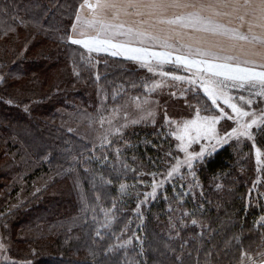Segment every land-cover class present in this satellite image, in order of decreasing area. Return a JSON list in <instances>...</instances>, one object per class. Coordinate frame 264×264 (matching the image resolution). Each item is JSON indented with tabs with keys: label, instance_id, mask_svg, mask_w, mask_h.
Listing matches in <instances>:
<instances>
[{
	"label": "trees",
	"instance_id": "obj_1",
	"mask_svg": "<svg viewBox=\"0 0 264 264\" xmlns=\"http://www.w3.org/2000/svg\"><path fill=\"white\" fill-rule=\"evenodd\" d=\"M81 1L0 0V75L5 76L0 83V179L5 191L21 173L12 156L18 146L35 160L48 148L55 151L48 165L73 166L82 188L64 169L60 180L14 212L2 232L11 243L10 259L30 264H240L242 253L256 256L264 228L257 226L255 210L246 214L241 195L253 176L246 156L239 159L229 146L223 148L197 172L204 196L169 185L137 215L150 174L158 177L175 162L167 153L179 156L174 138L159 126L140 125L102 147L57 127L55 108L85 103L89 93L81 82L85 77L78 80L73 72L77 48L53 36L70 31ZM106 68L112 72L103 78L107 87L134 77L131 69ZM257 142L264 148V137L257 135ZM221 175L223 189L215 192L212 182ZM178 210L197 223L187 221L188 227L168 231ZM74 218V224L62 227ZM44 224L59 230L24 238Z\"/></svg>",
	"mask_w": 264,
	"mask_h": 264
},
{
	"label": "rangeland",
	"instance_id": "obj_2",
	"mask_svg": "<svg viewBox=\"0 0 264 264\" xmlns=\"http://www.w3.org/2000/svg\"><path fill=\"white\" fill-rule=\"evenodd\" d=\"M84 2L81 1L79 4L76 14L79 12L81 15L87 16L90 15L87 8L81 9L80 5ZM187 3L194 4L195 7L189 8H177V7H168L161 12L154 14L150 19L145 16L143 19L149 20V23L140 25L137 23L141 19L136 15H121L120 19L127 24L133 25L135 27H142L146 31L152 32L154 34L160 35L162 37L171 36L172 42L176 43L177 46L182 42L184 44H190L192 46L199 47H212L215 50H223L229 53L239 52L241 48L245 50L254 49L256 51L264 50V46L257 44H250L246 42L233 41L229 38L221 35H216L211 32L198 31L194 28H180L175 25H168L166 23H160V19L172 18L175 15L192 12V11H201L203 15L211 16L214 20L228 24L230 27H239L240 22L235 18V15H224V13H231V9L223 7L217 3V0H186ZM201 5H204V8H201ZM211 5V7H208ZM129 11H134L129 9ZM219 12L220 15H216ZM109 13V18H110ZM76 17V15H75ZM75 17L73 23L75 22ZM250 19V18H249ZM72 23V24H73ZM248 25L244 24L241 31L247 32ZM253 31L257 34H264V29L254 28ZM179 33V35H177ZM58 39L60 34L53 35ZM77 50L74 52L76 55H72L74 74L78 75V80H81L85 86H88V96L86 97L85 103H80L79 101L72 102L68 110L63 109L61 106L55 108V113L57 122V127L60 126L66 129L70 133L81 137L83 140L93 144L94 146H101L100 137L104 136L105 131L111 128H119L118 133H114L108 136L109 143H105L104 146L110 145L113 141L119 140L129 129L134 126L140 125H151L159 126L166 133H170L172 130L177 129L176 123L168 125L165 123V114L174 122H180L188 119H192L195 116V111L192 106H198L203 109L205 102L210 104L207 97L204 95L202 89H197L194 85H189L184 80L173 79V76H185L188 77L191 75L190 72L186 71L182 66L176 64H163L160 66H153V71H148L147 67L141 66L138 62L131 61L123 55L113 56L110 52H93L91 53L92 63H88L87 60H81V53L87 56L86 50L82 49L81 46H75ZM110 66H121L127 69L132 70V75L134 76L129 82H125L122 86L117 85L116 87H107L106 83L103 82V78L111 74L110 69L106 67ZM168 72L171 73L169 76H163L161 73ZM86 75L91 76V80H88ZM97 77H99L97 79ZM94 79V80H93ZM107 79V78H106ZM95 81V82H94ZM158 84L159 87L153 88V85ZM247 87V86H246ZM174 93V95H173ZM229 95L233 97H238L239 95H244L248 98L249 93L243 89H229ZM140 98L142 102L144 99L149 100V105L144 106L150 108L154 113V122L153 118L149 117L146 119H140V116L143 115L140 108L137 107V99ZM259 99V97H256ZM233 102L242 105V102L238 99H234ZM221 107H224L225 112H228L229 115H232L231 110L222 103ZM264 106V105H261ZM253 108H257L256 104L252 105ZM215 115L218 114V110H213L211 113L201 111V115ZM100 116L105 117V122L103 126L100 123ZM127 116V119H125ZM108 120H111V125H109ZM131 120H139L138 123L132 124ZM122 125H127L122 127ZM236 125L233 121L222 119L216 125L217 130L222 135L224 131L230 130ZM264 127V126H262ZM71 129L72 131H69ZM253 133L256 135L255 145L253 141L247 140L245 138H232L222 145H216V150L208 156L203 163L194 164V170L196 178L199 182L200 187H193L189 189V184L192 183V176L186 170V166L181 165L178 173L174 174V177L169 179L164 185L157 189L154 198H148L145 201L144 193L150 192L153 179L149 181V187L141 195V201L144 203L138 202L139 207L141 208L143 204H148L160 196L161 193H165L166 187L179 186L177 190H182L184 194L194 193L195 191H201V196H204L203 184L200 182L199 177L197 176L198 170L205 165V163L215 156L223 148L229 146L232 153L239 159L246 156L248 160L252 163L253 167V176L249 182L246 183L244 190L242 191V197L244 204L246 206V214L251 213L252 210L257 212V225L259 223V218L264 216V156L261 157V162L258 163L256 159L255 148L261 147L262 151L264 148L257 142V135L261 134L254 126L252 129ZM36 136L39 132H35ZM171 136V135H170ZM176 142V148L179 152V158H183V153L178 148L179 141L174 137ZM262 136V140H263ZM201 144H206V141H201ZM214 144L215 141H212ZM38 145L40 143H37ZM47 146V145H46ZM41 148V144H40ZM199 151V146L197 144L192 145V149ZM55 151L51 152V149H46V153L42 158L35 160L28 154L26 150L22 147H17L12 151V156L17 159V162L20 166L21 173L18 176L15 182L9 183L8 193L5 191L7 185L4 187L5 181L0 179V237H3V242L8 246V249L11 248V243L7 238L4 237L2 232H6L8 229V224L10 218L13 219V213L17 210H21L31 198L35 197L37 194L41 193L44 190H47L51 184L55 183L57 180L63 177L65 173L64 169L71 172V177L76 179V183L79 188H81V183L78 182L77 177H75L74 167L70 166L64 168L63 166H56L55 164L48 165L51 160V154L54 156ZM37 158V157H35ZM44 160V161H43ZM176 161L173 163L175 164ZM73 171V172H72ZM75 173V174H74ZM77 176V174H76ZM183 177V178H181ZM225 176L216 177L213 180L215 192L221 191L223 189V179ZM162 177H156V180L159 181ZM178 184V185H175ZM183 185V187H181ZM52 186V185H51ZM39 189V191H37ZM82 190V188H81ZM127 190H131V187H127ZM179 201V200H178ZM177 201V202H178ZM180 201H182L180 199ZM206 201V200H205ZM204 201V202H205ZM41 205H43L41 203ZM22 211V210H21ZM137 214V210H135ZM140 213V210H139ZM143 212L141 211V214ZM187 211L181 213L177 211L172 215L171 226L168 228L170 231L172 228L174 230L177 228L188 227V222L193 224L190 220V213L185 215ZM138 215V214H137ZM75 219L66 220L63 226H70L74 224ZM137 220V218L134 219ZM206 222V218H205ZM203 222V227L208 231V224ZM47 225L44 224L36 231L25 232L24 238H30L32 236H41L45 233H48L49 230L52 233H56L59 227H52L47 229ZM264 228V227H262ZM174 236L178 235V232L172 231ZM171 234V235H172ZM9 256V251L7 253ZM248 256H253L249 255ZM254 257V256H253ZM10 259V257H9ZM11 260V259H10ZM240 264H247V257Z\"/></svg>",
	"mask_w": 264,
	"mask_h": 264
},
{
	"label": "snow or ice",
	"instance_id": "obj_3",
	"mask_svg": "<svg viewBox=\"0 0 264 264\" xmlns=\"http://www.w3.org/2000/svg\"><path fill=\"white\" fill-rule=\"evenodd\" d=\"M217 3L231 9V13H224V15H235V18L240 22L239 27H230L228 24L218 22L211 16L203 15L201 11L175 15L172 18L160 19L159 22L180 28H194L198 31L211 32L233 41L258 43L264 46V34L257 35L253 31L257 27L264 29V0H217ZM168 7L194 8L195 5L187 3L186 0H84L80 8H87L90 15L84 16L78 12L70 31L58 37L61 43L81 46L86 50L88 55L85 56L81 53V60H87L88 63H92L91 53L110 52L113 56L123 55L131 61L138 62L141 66L147 67L150 72L153 71L154 62L155 66L180 65L191 75L188 77L173 76L172 78L184 80L189 85L202 89L208 101L211 102L210 104L205 102L203 109L192 106L195 111V116L192 119L174 122L165 114V123L168 125L176 123L177 129H179V131L172 130L169 135L179 141L178 148L183 153V158L173 157L171 152L167 153L176 163L170 165L165 173L159 174L162 177L159 181L156 180L157 173L150 174L153 177L152 190L143 194L145 201L148 198H154L157 189L173 178L181 165L186 166V170L192 176V183L189 184L190 192L193 187H200L195 175L194 164L203 163L216 150V145H222L232 138L237 140L245 138L253 141V145H255L256 135L252 131L254 126L261 136H264V127H262L264 126V106H261L264 105V50L241 48L239 52L229 53L223 50L217 51L212 47H194L182 42L177 46L172 42L171 36L162 37L146 31L142 27L127 24L120 19L122 14L125 16L136 15L141 17L137 23L143 25L149 23V20H145L143 17L147 16L150 19L154 14ZM204 7L201 5V8ZM129 9L134 11L130 12ZM109 13L111 14L110 18ZM216 15H220V13L217 12ZM244 24L248 25L247 32L241 31ZM73 55L76 54L73 53ZM161 74L163 76L171 75L168 72ZM4 81L5 76L0 75V83ZM155 87H159V85H153V88ZM231 88L243 89L252 98L244 95L233 97L229 95ZM136 99L137 107L143 113L140 119L152 117L154 122L155 113L144 106L155 102H150L147 99L141 102L140 98ZM234 99L241 101L242 105L233 102ZM221 101L231 110L232 115H229L228 112H225L224 107H221ZM7 103L11 104L12 100H8ZM253 104H256L257 108H253ZM214 109L218 110V114L201 115V111L211 113ZM25 111H27V106ZM222 119L233 121L236 126L224 131L221 135L216 125ZM104 122L105 117L100 116L101 126ZM138 122L139 120L130 121L132 124ZM108 123L111 125V120H108ZM125 126L127 125H122V127ZM69 131L72 130L69 129ZM119 131V128L110 127L107 129L104 136L100 137L101 146L109 143V135ZM201 141H206V144H201ZM212 141L215 143L213 144ZM193 144L199 146V151L190 150ZM255 153L257 162L260 163L264 151L261 147H256ZM125 187L123 184L120 185L121 190H124ZM145 201H140V203ZM137 214H140L139 204ZM107 215L105 213L106 217ZM185 215L188 214L185 213ZM192 223L197 222L193 220ZM257 226L264 227V216L259 218ZM103 227H109V223ZM99 235L100 233L97 231V236ZM3 240L4 238L0 237V264H30V262L10 260L7 255L8 246ZM130 242L129 240L125 243ZM119 246L124 247L123 244ZM245 257H247V264H264V243L259 245L256 256H248V253L244 252L240 259L243 261Z\"/></svg>",
	"mask_w": 264,
	"mask_h": 264
}]
</instances>
